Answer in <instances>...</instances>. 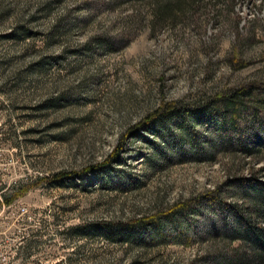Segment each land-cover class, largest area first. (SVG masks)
<instances>
[{"label":"rangeland","instance_id":"1","mask_svg":"<svg viewBox=\"0 0 264 264\" xmlns=\"http://www.w3.org/2000/svg\"><path fill=\"white\" fill-rule=\"evenodd\" d=\"M155 1L0 0V264H241L229 236L264 240V107L222 132L201 111L264 91V0ZM171 103L195 114L139 129Z\"/></svg>","mask_w":264,"mask_h":264},{"label":"trees","instance_id":"2","mask_svg":"<svg viewBox=\"0 0 264 264\" xmlns=\"http://www.w3.org/2000/svg\"><path fill=\"white\" fill-rule=\"evenodd\" d=\"M202 0H156L155 1V13L156 15L160 18V20H174L175 18H177V16L179 15V13L184 12L186 9H192L197 7V5L200 4ZM255 88H250L248 90H246V92L243 91H232L230 93H226V94H221L220 97H218V101H216L213 104L208 103L207 105L204 106V108L202 107L201 111L204 112V114H206L205 116L208 117L210 116V119H218V126H217V131H224L225 126H236V122L235 120H238V118H242L243 117V113H242V109L247 106L248 103H255L253 105H251L252 107V111L255 112L256 114H259V110L260 108L264 107V91H261V93L259 94H255ZM258 91V90H257ZM251 101V102H250ZM216 104H221L222 109L218 110L217 109V114L215 116L214 114V109ZM167 106H163L161 109H158L156 111V113H154L153 115H150L147 120H144L139 129H144V130H148V126L155 124L157 121H159V119H163L164 117H169V118H176L178 116H191L193 114H195V112H192L193 110L190 109L189 107H180L179 105H177L176 103H171V104H166ZM259 105V106H258ZM196 110V109H195ZM194 110V111H195ZM193 113V114H192ZM216 113V112H215ZM208 114V116H207ZM215 116V118H214ZM214 121V120H213ZM226 122V123H225ZM227 124V125H226ZM72 175L67 174V173H62V174H58L55 176V179H59V178H66V177H70ZM28 189L27 186H22L20 190H18V192H15L13 195H11L10 197H5L4 201L7 204H10L11 202H13L18 196L19 194H23L26 190ZM257 193H261V195L257 196V199H255L258 204L264 205V185H259L258 187H255ZM170 217H173V215H171ZM238 220L241 222H244V218L242 216H238ZM149 224L147 223V225H149L150 230L148 232H150L151 235L154 234V232H158V229H162L163 227L160 226V221L159 220H149ZM240 222V223H241ZM142 226H146L144 225V223L142 224ZM154 226H157L154 228ZM131 228H134V226H132ZM143 230V228L141 229ZM140 231V230H139ZM249 231V230H248ZM122 231L120 232V234L124 237H126L127 239H131L132 237L135 239L137 238L138 234V230L136 232H127ZM231 238H234V240H240V244L238 245V247L236 248V251L238 252V255H243V256H239V258L235 259L233 262H240L241 264H253L250 259H248L244 252L247 249V246H252L254 248V252L255 256L257 258H260L261 260L264 259V240L261 239V237H257L255 236V238L250 237L247 234H238V233H234L233 236H229ZM257 243V246H256ZM231 261V262H232Z\"/></svg>","mask_w":264,"mask_h":264},{"label":"built area","instance_id":"3","mask_svg":"<svg viewBox=\"0 0 264 264\" xmlns=\"http://www.w3.org/2000/svg\"><path fill=\"white\" fill-rule=\"evenodd\" d=\"M3 201V204H7V203H5V201H4V199L2 200ZM8 206H10L11 205V203L10 204H7ZM24 210V209H23Z\"/></svg>","mask_w":264,"mask_h":264}]
</instances>
